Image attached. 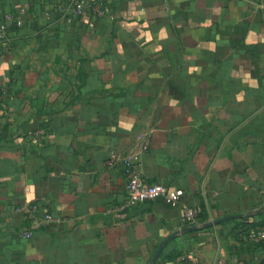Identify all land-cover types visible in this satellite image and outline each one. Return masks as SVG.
<instances>
[{
    "label": "crops",
    "instance_id": "1",
    "mask_svg": "<svg viewBox=\"0 0 264 264\" xmlns=\"http://www.w3.org/2000/svg\"><path fill=\"white\" fill-rule=\"evenodd\" d=\"M103 3L0 0V264H264V0ZM113 151L181 201L126 207Z\"/></svg>",
    "mask_w": 264,
    "mask_h": 264
},
{
    "label": "built area",
    "instance_id": "2",
    "mask_svg": "<svg viewBox=\"0 0 264 264\" xmlns=\"http://www.w3.org/2000/svg\"><path fill=\"white\" fill-rule=\"evenodd\" d=\"M104 3L103 0H95L89 2L87 0H69L67 11L71 14H66L68 21L72 20V16L82 15L86 12L92 11L97 14H103ZM25 9L21 8L18 12H4L0 16V42L5 40L8 33L9 24L14 22L18 25L23 23V15ZM4 97V86L0 82V102ZM140 155L132 152L128 154H119L113 151L110 154L108 163H118L126 176V191L127 200L125 206H133L142 202L156 200L158 198H164L169 203L176 205L181 201L184 194L182 188L171 189L163 183L155 182L150 183L145 180L140 167ZM37 204L31 205V210H35ZM199 208L197 206L188 205L183 210L182 222L186 226H192L198 224ZM61 220L60 216L46 212L42 218L44 224L50 222H58ZM24 236H31L32 232L27 230L23 231ZM255 238H264V231L260 230L253 234Z\"/></svg>",
    "mask_w": 264,
    "mask_h": 264
},
{
    "label": "water",
    "instance_id": "3",
    "mask_svg": "<svg viewBox=\"0 0 264 264\" xmlns=\"http://www.w3.org/2000/svg\"><path fill=\"white\" fill-rule=\"evenodd\" d=\"M239 216L238 214H234V215H231V216H226L224 218H218L214 221H210V222H205L204 226L208 227V226H211V225H214V224H218L220 222H223V221H227L229 219H233L235 217ZM197 225H192V226H187L185 229L186 230H195L197 229ZM176 235V233H173L171 234L170 236H168V238H166L158 247V249L156 250L154 256H153V262L156 261V259L158 258L159 254L161 253L162 249H163V246L169 241V239L173 238L174 236Z\"/></svg>",
    "mask_w": 264,
    "mask_h": 264
},
{
    "label": "trees",
    "instance_id": "4",
    "mask_svg": "<svg viewBox=\"0 0 264 264\" xmlns=\"http://www.w3.org/2000/svg\"><path fill=\"white\" fill-rule=\"evenodd\" d=\"M204 220H203V218H202V211L200 210L199 211V215H198V224H199V222H203ZM201 227H203L204 228V226L202 225Z\"/></svg>",
    "mask_w": 264,
    "mask_h": 264
},
{
    "label": "clouds",
    "instance_id": "5",
    "mask_svg": "<svg viewBox=\"0 0 264 264\" xmlns=\"http://www.w3.org/2000/svg\"><path fill=\"white\" fill-rule=\"evenodd\" d=\"M7 67H8L7 63H4L2 66H0V71H2L3 69H5Z\"/></svg>",
    "mask_w": 264,
    "mask_h": 264
}]
</instances>
